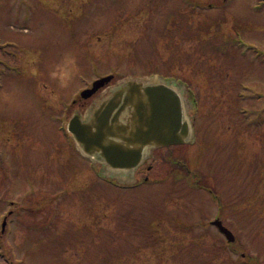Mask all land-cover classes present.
I'll return each instance as SVG.
<instances>
[{"label":"rangeland","instance_id":"374dc122","mask_svg":"<svg viewBox=\"0 0 264 264\" xmlns=\"http://www.w3.org/2000/svg\"><path fill=\"white\" fill-rule=\"evenodd\" d=\"M187 1L0 0V264H264V0ZM158 72L193 86L171 82L189 142L134 170L86 155L68 124L105 92L80 91Z\"/></svg>","mask_w":264,"mask_h":264},{"label":"water","instance_id":"95a60500","mask_svg":"<svg viewBox=\"0 0 264 264\" xmlns=\"http://www.w3.org/2000/svg\"><path fill=\"white\" fill-rule=\"evenodd\" d=\"M113 76L102 78L93 84V88L83 92L84 98H89L96 93L102 86L108 83ZM149 96V105L151 111L149 114H139V125H136L133 144L138 147L130 149L114 140H110L109 133L113 131V123L110 118L113 114L114 107L106 114V118L99 121V124L92 126L82 123L80 116L74 117L70 124L69 130L76 136L79 142L85 146L88 153L93 151L101 152L102 157L112 166L117 168H135L143 157V151L148 145H172L181 144L185 141L182 139L179 129L182 126V107L178 96L168 87H149L146 88ZM115 123V120L113 121ZM187 124L184 125V135ZM96 127V130H93ZM119 131L125 132L126 128L118 127ZM219 226L222 224L216 222ZM227 235L231 234L226 229Z\"/></svg>","mask_w":264,"mask_h":264},{"label":"flooded vegetation","instance_id":"af4514ba","mask_svg":"<svg viewBox=\"0 0 264 264\" xmlns=\"http://www.w3.org/2000/svg\"><path fill=\"white\" fill-rule=\"evenodd\" d=\"M144 86L141 85V83H131L127 82L125 85H120L118 88L113 89V91H107L102 95L103 99L101 103L106 102L104 105L105 107L103 109H106V106L111 107L112 105H115L116 103L120 102V111H121V119L128 127H130V131H132V127L134 125L133 116L134 114L138 115L139 113H142L145 115L147 110V99L144 92ZM142 96V97H141ZM109 133V132H108ZM114 136H121L123 141L128 142L133 141L132 138L129 135H123L117 130H113L111 133H109ZM126 139V140H125ZM127 143V142H126ZM171 147V146H169ZM159 148H167L163 146H156L154 145L151 150L159 149ZM8 214L11 216L13 215V211H9ZM6 219V218H5ZM213 229H215V232H218L223 237L224 235L219 232L218 227L211 226ZM229 247H231L232 251L237 254V256H240V247L236 242L233 243H227Z\"/></svg>","mask_w":264,"mask_h":264},{"label":"trees","instance_id":"16d2710c","mask_svg":"<svg viewBox=\"0 0 264 264\" xmlns=\"http://www.w3.org/2000/svg\"><path fill=\"white\" fill-rule=\"evenodd\" d=\"M132 61H134V59H132ZM150 69V68H149ZM160 74V72H158ZM152 74H157V72H151L149 75H152ZM166 77V76H165ZM185 80V79H184ZM185 82H187V80H185Z\"/></svg>","mask_w":264,"mask_h":264}]
</instances>
